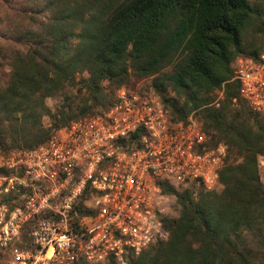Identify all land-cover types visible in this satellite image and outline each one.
Returning a JSON list of instances; mask_svg holds the SVG:
<instances>
[{"label":"trees","instance_id":"16d2710c","mask_svg":"<svg viewBox=\"0 0 264 264\" xmlns=\"http://www.w3.org/2000/svg\"><path fill=\"white\" fill-rule=\"evenodd\" d=\"M263 51L264 0H0V150H33L104 112L115 90L149 81L138 89L170 123L192 114L207 147L228 156L220 191L159 184L178 215L160 220L165 240L125 264H264V115L233 80L236 59Z\"/></svg>","mask_w":264,"mask_h":264},{"label":"built area","instance_id":"2783aa9c","mask_svg":"<svg viewBox=\"0 0 264 264\" xmlns=\"http://www.w3.org/2000/svg\"><path fill=\"white\" fill-rule=\"evenodd\" d=\"M233 80L264 115V51L256 61L236 59ZM110 98L104 112L33 150H0V264H125L167 238L160 220L170 195L159 184L221 190L227 147L209 149L192 114L170 123L152 92L130 87ZM222 100L217 91L211 105Z\"/></svg>","mask_w":264,"mask_h":264},{"label":"rangeland","instance_id":"374dc122","mask_svg":"<svg viewBox=\"0 0 264 264\" xmlns=\"http://www.w3.org/2000/svg\"><path fill=\"white\" fill-rule=\"evenodd\" d=\"M149 85H150L149 81H140V82L132 83L130 88L138 89L140 87H147ZM107 92H109V91L107 90ZM113 93L114 92H112V94ZM54 104H55V101H53V100L47 101V105L51 108L54 106ZM259 173H260V180L264 184V157H259ZM180 190H181V188L179 189V191ZM167 204H168V209L166 212V216L169 218L177 217L178 209L176 206L175 198L172 196H169Z\"/></svg>","mask_w":264,"mask_h":264}]
</instances>
